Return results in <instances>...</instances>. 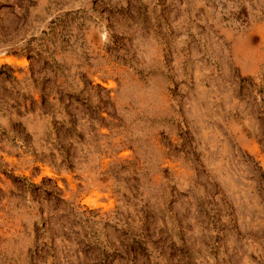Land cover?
Masks as SVG:
<instances>
[{
    "label": "rangeland",
    "instance_id": "rangeland-1",
    "mask_svg": "<svg viewBox=\"0 0 264 264\" xmlns=\"http://www.w3.org/2000/svg\"><path fill=\"white\" fill-rule=\"evenodd\" d=\"M0 264H264V0H0Z\"/></svg>",
    "mask_w": 264,
    "mask_h": 264
}]
</instances>
